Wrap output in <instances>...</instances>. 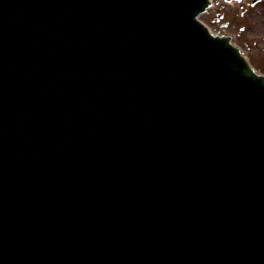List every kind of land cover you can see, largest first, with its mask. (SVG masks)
Here are the masks:
<instances>
[{"label":"water","instance_id":"water-1","mask_svg":"<svg viewBox=\"0 0 264 264\" xmlns=\"http://www.w3.org/2000/svg\"><path fill=\"white\" fill-rule=\"evenodd\" d=\"M209 4L0 0V264H264V77Z\"/></svg>","mask_w":264,"mask_h":264},{"label":"rangeland","instance_id":"rangeland-1","mask_svg":"<svg viewBox=\"0 0 264 264\" xmlns=\"http://www.w3.org/2000/svg\"><path fill=\"white\" fill-rule=\"evenodd\" d=\"M219 4L221 10L225 11L223 18L218 21L226 23L222 31L232 34L233 43L240 48L253 68L264 76V0H257L253 4L246 2L241 15L237 6H232L235 4L222 5L221 2ZM212 16L209 9L208 12L202 13L200 19L209 29H217L216 23L211 21ZM218 28L221 27L218 25Z\"/></svg>","mask_w":264,"mask_h":264},{"label":"bare ground","instance_id":"bare-ground-1","mask_svg":"<svg viewBox=\"0 0 264 264\" xmlns=\"http://www.w3.org/2000/svg\"><path fill=\"white\" fill-rule=\"evenodd\" d=\"M0 215H4V213H2V212L0 211Z\"/></svg>","mask_w":264,"mask_h":264},{"label":"flooded vegetation","instance_id":"flooded-vegetation-1","mask_svg":"<svg viewBox=\"0 0 264 264\" xmlns=\"http://www.w3.org/2000/svg\"><path fill=\"white\" fill-rule=\"evenodd\" d=\"M253 1H255V0H250V2H253Z\"/></svg>","mask_w":264,"mask_h":264}]
</instances>
